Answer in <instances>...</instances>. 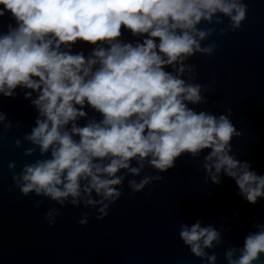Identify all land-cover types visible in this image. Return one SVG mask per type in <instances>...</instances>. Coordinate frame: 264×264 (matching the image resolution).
Instances as JSON below:
<instances>
[{
  "label": "clouds",
  "instance_id": "clouds-1",
  "mask_svg": "<svg viewBox=\"0 0 264 264\" xmlns=\"http://www.w3.org/2000/svg\"><path fill=\"white\" fill-rule=\"evenodd\" d=\"M247 11L245 0H0V20H8L0 26V99L22 97L35 111L23 136L32 147L23 154L41 157L18 173L15 161L7 168L21 195L40 198L35 207L52 202L44 213L49 227L67 206L103 220L129 176L128 189L139 193L181 158L202 154L206 183L227 177L245 203L264 201V174L233 150L242 133L231 109L197 110L208 88L184 76L195 68L190 58L214 52V43L201 41L241 29ZM224 18L226 28L214 27ZM0 126L7 140L21 121L0 110ZM14 144L21 148V139ZM90 218L82 212L77 223ZM253 227L241 247L225 249L227 264H264V223ZM178 236L201 264H217L207 250L222 244L220 229L197 219L181 223Z\"/></svg>",
  "mask_w": 264,
  "mask_h": 264
},
{
  "label": "water",
  "instance_id": "water-1",
  "mask_svg": "<svg viewBox=\"0 0 264 264\" xmlns=\"http://www.w3.org/2000/svg\"><path fill=\"white\" fill-rule=\"evenodd\" d=\"M245 3L248 11L242 28L224 35L217 31L201 41L202 47L214 43V52L190 58L187 63L195 68L184 76L188 82L208 88L203 93L207 103L197 110L219 114L231 109L233 123L242 133L232 142L234 152L239 159L251 161L258 174H264V0ZM6 23L7 18L0 20V26ZM228 24L224 18L223 25L214 27ZM123 38L132 40L128 33ZM0 110L13 123L21 121L19 128L7 133V140H0V264H201L178 236L181 223L191 225L197 219L202 226L212 224L222 231V244L207 251L209 255L215 252L217 264H227L225 249L241 247L243 237L256 231L253 224L264 223V201L255 206L245 203L227 177H222L219 186L205 182L202 154L198 159L181 158L162 180L139 193L128 189L129 176L124 195L103 220L96 219L95 210L67 206L60 208L61 215L49 227L44 213L52 202L45 199L35 207L40 198L21 195L7 168L8 162L15 161L18 173L25 161L41 158L38 150L32 156L23 154L32 147L23 136L34 125L36 113L22 97L0 99ZM17 138L21 148L15 147ZM145 172L156 174L147 167ZM82 212L91 217L85 226L77 223Z\"/></svg>",
  "mask_w": 264,
  "mask_h": 264
}]
</instances>
